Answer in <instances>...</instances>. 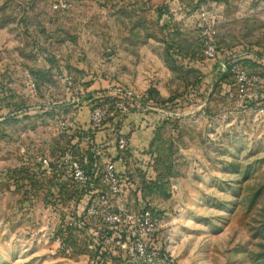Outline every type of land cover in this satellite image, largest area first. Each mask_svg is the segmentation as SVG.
Masks as SVG:
<instances>
[{"label": "rangeland", "instance_id": "374dc122", "mask_svg": "<svg viewBox=\"0 0 264 264\" xmlns=\"http://www.w3.org/2000/svg\"><path fill=\"white\" fill-rule=\"evenodd\" d=\"M263 98L264 0H0V264H264Z\"/></svg>", "mask_w": 264, "mask_h": 264}, {"label": "built area", "instance_id": "2783aa9c", "mask_svg": "<svg viewBox=\"0 0 264 264\" xmlns=\"http://www.w3.org/2000/svg\"><path fill=\"white\" fill-rule=\"evenodd\" d=\"M239 80L240 83L242 84V87H245V84H247L248 82L252 83L253 85L259 83V77L256 75L248 79L247 76L243 74L239 77ZM258 113L259 115L264 116V98L262 99L260 105L258 106ZM104 117H105V113L98 110L93 114L92 119L94 120L95 123H99L102 121ZM70 127H73L71 123L62 124V129L64 130H68ZM117 146L121 151L126 150L128 147L126 139L119 138L117 140ZM43 163L46 166V168L49 167L51 169L52 167V170L57 168L56 166L58 167L61 166L58 163L52 165V163H50V161L47 159H45ZM64 163L66 164V168L68 169L69 178L73 182L82 185L87 183L88 181L87 169L82 164V162L73 155V153H68V155L64 159ZM101 181L110 189V193L112 196H117L122 193L123 190H122V186L120 185L122 181L119 178V175H117L114 165H110L106 167V170L103 174ZM93 212L96 213L94 209L92 210V213ZM104 216H105L104 217L105 221L107 223L110 224L120 223V217L117 214H109ZM140 223H141V243L136 244L131 249L132 257H134V259H137L138 262H141V264H154L156 253L155 252L152 254L149 253L146 246L142 242V236L151 237L154 231L151 203H145L143 205L141 209Z\"/></svg>", "mask_w": 264, "mask_h": 264}]
</instances>
